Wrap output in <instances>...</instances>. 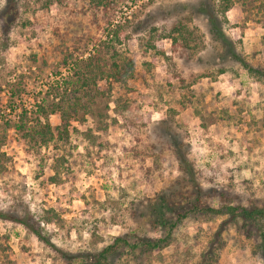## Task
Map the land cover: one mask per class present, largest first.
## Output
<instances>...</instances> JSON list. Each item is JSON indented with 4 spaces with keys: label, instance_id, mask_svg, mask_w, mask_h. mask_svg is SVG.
Instances as JSON below:
<instances>
[{
    "label": "rangeland",
    "instance_id": "374dc122",
    "mask_svg": "<svg viewBox=\"0 0 264 264\" xmlns=\"http://www.w3.org/2000/svg\"><path fill=\"white\" fill-rule=\"evenodd\" d=\"M263 3L0 0V209L29 215L56 249L86 255L118 235L162 237L149 207L169 194L183 216L167 244L114 264H264V226L252 232L186 204L197 190L171 144L175 135L188 145L201 205L264 200ZM207 10L260 72L224 55ZM38 104L52 126L68 110L67 138L28 135L43 120ZM55 248L0 219V264H67Z\"/></svg>",
    "mask_w": 264,
    "mask_h": 264
},
{
    "label": "trees",
    "instance_id": "16d2710c",
    "mask_svg": "<svg viewBox=\"0 0 264 264\" xmlns=\"http://www.w3.org/2000/svg\"><path fill=\"white\" fill-rule=\"evenodd\" d=\"M223 2V9H227L232 0H223ZM5 16L6 20L4 19V26H6V30H4V32L7 33L14 19L11 18L9 14ZM206 17L209 25V33L213 38L219 41L222 46L224 55H227L241 62V64L249 72H260L258 69L250 66L236 51L234 41L222 29V21L220 20L216 12L207 10ZM126 66L128 69L125 70V73H128V75H130V70H132L133 67L131 63H126ZM89 71L90 73L92 72V70ZM102 76L103 75L101 74V76L99 77L102 78ZM94 77L92 78L93 84H95ZM36 107L38 108L37 113L42 116L43 120H41L39 117L35 118L33 126L34 130L32 132H29L28 135L31 138L38 137L44 144L49 142L51 139H54L55 136L61 139L67 138L69 134L68 110H62V118L60 120V123L58 125L52 126L46 120L48 115L43 105L38 104L36 105ZM54 107L55 110H57L61 108V105L55 103ZM26 115L27 111L25 109H22L19 115L18 123L16 124L18 129H22L23 117H25ZM5 124L7 127L10 126L8 123ZM3 130V133H5L6 128H4ZM171 140L172 151L174 152L180 170L185 173L186 179L191 182L192 186L197 190L195 193V198L187 202L186 204H191V209L193 208L196 210L213 212L217 214H227L234 219L242 220L252 232H262V226H264V200L261 201L260 204L250 205H240L233 203H224L219 207H214L211 205H201L200 195L202 194V189L196 183V179L194 176L195 169L187 154L188 145L187 143L182 142L180 139H177L175 135L172 136ZM3 155L4 153L0 152V170L4 167V165H2L1 163V156ZM168 196L169 194L158 195L156 202L152 203V205H150L149 207V214L153 219V224L163 228L164 231L166 230V233L162 237L152 238L145 235H118L114 238L112 243L100 247L99 249H95L92 252H88L86 255L76 252L70 253L60 248L56 249L48 239V237H46L42 233L38 225H36L35 222L32 221L31 217H28L29 215H18L14 213L12 214L8 211L0 209V219L12 220L24 225L40 240L55 248L60 253L61 258L67 264H114V258H118L127 254H135V252L143 255L152 252L153 250L159 249L167 244V241L170 237V229L174 225V219L176 217L181 218L183 216V214L177 213L180 209L176 210L177 206L174 205L173 198L171 199V197ZM180 207L183 208L182 206ZM199 264H208V262L205 258H202Z\"/></svg>",
    "mask_w": 264,
    "mask_h": 264
}]
</instances>
